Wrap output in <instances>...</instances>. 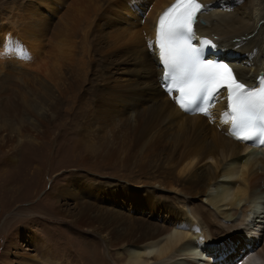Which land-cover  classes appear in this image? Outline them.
<instances>
[{"label": "rangeland", "instance_id": "rangeland-1", "mask_svg": "<svg viewBox=\"0 0 264 264\" xmlns=\"http://www.w3.org/2000/svg\"><path fill=\"white\" fill-rule=\"evenodd\" d=\"M145 1L0 0V264H25L31 256L39 264H86L77 252L93 242L89 230L117 235L124 223L147 224L171 204L188 210L180 197L195 192L197 183L216 192L212 186L222 178L214 175L231 161L222 152L219 166L195 160L185 173L165 168L188 151L201 152L207 135L190 125L182 134L148 122L146 111L157 108L160 97L152 75L137 85L132 64L142 67L124 49L132 15L150 20V7L140 6ZM65 9L67 19L77 20L67 37ZM143 88L149 97L141 102ZM213 120L204 116L220 127ZM82 130L100 147L97 168L92 160L79 162L84 152L74 146ZM90 192L97 196L86 197ZM203 195L197 197L205 201ZM121 248L111 247L113 253ZM99 254L106 264H124L109 260L101 245Z\"/></svg>", "mask_w": 264, "mask_h": 264}, {"label": "bare ground", "instance_id": "bare-ground-1", "mask_svg": "<svg viewBox=\"0 0 264 264\" xmlns=\"http://www.w3.org/2000/svg\"><path fill=\"white\" fill-rule=\"evenodd\" d=\"M171 1L146 0L140 3L145 9L150 7V20H142L137 15H132L127 23H130L133 32L124 47L128 58H134L142 67V69L136 68V65L132 64L133 71L139 74L135 77L137 85L142 84L143 80L152 75L150 83L160 97L158 107L146 111L149 124L155 123L159 128L164 129L176 128L182 134L190 125L193 131L197 129L207 135L206 138L204 137L201 152H197L198 149L188 151L186 155H181L179 160H174V163L170 166L166 165L165 168L169 174L175 167H179V171L185 173L190 171L195 160L197 163L209 162L211 165L219 166L217 159L219 152L229 156L231 161L220 167L214 175L215 179L222 178L212 186L216 190L215 193H208L205 185L201 186L197 183L195 192L181 195L180 201L189 208L188 210L171 204L166 207L164 215L153 216V220L147 224L139 220H131V225L130 222L124 223L122 229L117 228V235L103 233L101 228L98 232L97 230L93 232L89 230L90 227L78 225L79 228L91 232V242H94V239L98 241L93 249L89 248L92 247L93 242L90 245L80 246L77 256L86 259V264H106L97 255L101 245L104 255L109 260L114 257L117 262H122L125 259L124 264H211L212 261L213 264H264V157L254 158L258 152L263 153L264 156V147H250L232 139L228 134L227 125L231 114L227 107L226 91H221L205 114L190 115L176 103L175 92L169 93L164 90V68L159 60V48L156 44L157 26L159 13ZM197 1L203 7L194 25V42L200 44L203 36L210 38L215 47L208 57L218 56L227 61L237 78L246 87H258L264 80V0H232L226 6H223L220 0ZM67 12L65 9L64 23L62 22L65 37L69 36L66 34L69 33V29L71 31V25L77 23L75 19L72 21L66 18ZM126 13L127 16L129 12ZM200 19L204 23H201ZM149 42L151 48L147 46ZM64 81H68L67 75ZM68 83L65 82L63 88L66 104L71 90ZM147 92L146 88L141 89V102L148 99ZM66 112L68 113L67 109ZM204 116L212 120L216 119L220 127L209 126L204 122ZM216 128L222 131L223 137L218 134ZM90 134L85 136L82 130V137L75 142L74 147L78 149L77 151L84 152L79 153V162L88 163L92 160L91 166L97 168L95 159L100 154V147L96 145ZM181 138L180 135L179 142ZM176 145L172 153L177 151L179 145L178 143ZM241 152H245L243 158L236 156ZM179 171L177 168V172ZM85 195L86 197L89 195L92 199L97 196L94 192ZM197 195L205 196V201L200 200ZM112 210L110 213H115V217L121 215L119 211ZM159 213H163V210ZM131 226L134 229L128 231ZM114 237L115 241L112 240ZM117 245L122 246L121 253L120 250L113 253L111 247ZM96 246L99 247L97 252ZM86 247L91 249L89 253H86ZM107 248L110 253L106 251ZM25 264L39 263L31 256L27 258Z\"/></svg>", "mask_w": 264, "mask_h": 264}, {"label": "snow or ice", "instance_id": "snow-or-ice-1", "mask_svg": "<svg viewBox=\"0 0 264 264\" xmlns=\"http://www.w3.org/2000/svg\"><path fill=\"white\" fill-rule=\"evenodd\" d=\"M197 0H176L159 18L156 44L164 68L166 90L179 93L176 103L182 110L205 112L210 102L227 91L234 138L264 144V80L248 88L238 82L226 62L205 59V50L215 45L207 39L193 45L194 24L202 10ZM228 115V113H225Z\"/></svg>", "mask_w": 264, "mask_h": 264}, {"label": "water", "instance_id": "water-1", "mask_svg": "<svg viewBox=\"0 0 264 264\" xmlns=\"http://www.w3.org/2000/svg\"><path fill=\"white\" fill-rule=\"evenodd\" d=\"M200 22H201V23H204V21H203L202 19H200Z\"/></svg>", "mask_w": 264, "mask_h": 264}]
</instances>
